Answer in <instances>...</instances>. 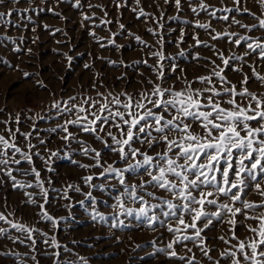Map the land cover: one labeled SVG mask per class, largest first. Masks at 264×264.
Listing matches in <instances>:
<instances>
[{
	"label": "snow or ice",
	"instance_id": "obj_1",
	"mask_svg": "<svg viewBox=\"0 0 264 264\" xmlns=\"http://www.w3.org/2000/svg\"><path fill=\"white\" fill-rule=\"evenodd\" d=\"M61 5L97 47L119 53L127 39L139 58L79 53L91 57L88 87L83 76L71 94L50 87L74 69L78 49L33 17L71 23ZM128 12L151 25L150 41L122 22ZM38 28L66 38L52 80L27 46ZM0 50V260L90 264L57 237L87 203V221L108 225L97 239L120 246L125 229L153 234L151 251L129 240L145 264H264V0H0ZM96 61L128 87L106 83ZM60 159L79 175L56 187ZM11 195L22 199L13 205Z\"/></svg>",
	"mask_w": 264,
	"mask_h": 264
},
{
	"label": "rangeland",
	"instance_id": "obj_2",
	"mask_svg": "<svg viewBox=\"0 0 264 264\" xmlns=\"http://www.w3.org/2000/svg\"><path fill=\"white\" fill-rule=\"evenodd\" d=\"M92 2L96 3L98 0H92ZM108 2L109 0H104L105 4ZM61 7L64 8V11L68 16V20L71 21V23L54 18L51 13L47 12L39 13L33 17L34 21L38 22L40 25L48 24L52 28L63 29L68 33L72 43L75 45L76 49H78L74 62V69L71 72L66 73L64 79L59 83L53 82L50 84V87H55L58 92L63 87L66 88V90L71 94L79 90L81 76H83V87H88L92 76L91 73L85 74L83 71V65L90 62L91 57L88 55L82 56L79 53L94 52L96 55H102L111 59H119L121 56L126 57L128 60L139 58L140 53L136 50L135 44L127 39L118 41L121 44L129 45V47L122 49L119 53L106 49H100L91 40V37L87 35L86 30L78 26L79 16L76 11L72 10L68 6L61 5ZM113 12L114 9H109L110 17L112 16ZM97 15L101 14L97 12ZM20 22L24 23L23 21ZM122 22L125 23L126 26H130L131 31L136 32L146 40H151V37L145 32V28L151 25L140 24L139 22L134 21L130 12L125 14ZM115 30L116 29L113 28V31ZM37 33H40V40L37 42V45H31L30 42H28L27 46L33 47L36 50L37 55L35 58V63L37 68H39L44 74L45 79L52 80L53 73L57 70L56 66L60 63L59 59L57 58L56 49L60 48L61 46L58 45L56 41H64L66 38L59 33H57L56 36L41 33L39 28L37 29ZM20 34L21 33L16 32L15 30L11 31V35L14 37L19 36ZM24 34L29 35L28 32H25ZM97 35L105 36L107 35V32H101L99 29H97ZM203 38L207 39V37ZM64 50L67 51V49ZM204 54L208 55L209 53ZM0 55H5V53L0 50ZM19 56L22 59L27 58L23 53H20ZM41 62L43 63L41 64ZM181 62L185 64L190 63V61ZM94 71H102L103 74L107 76L106 83L112 85L113 87L118 86V88L121 89L128 87L127 84H120L114 81V77L119 75V72L112 71L110 66L104 64L101 61H96V67ZM190 72L192 74H198V70L195 68L190 69ZM10 75L14 74L10 73ZM132 83H135L134 79L132 80ZM39 103L40 101L33 100L31 103H29L28 107H36ZM9 106L16 107L17 105H15L14 101H9ZM18 106L24 107L25 105L20 104ZM56 143L57 141L53 140L52 146L54 147ZM36 163L39 167L40 162L36 161ZM54 167L59 172V176L54 177L55 180L58 181L56 187H60V185L63 184L65 180L72 182L79 175V173L73 170L75 166L71 165L65 159L56 161ZM254 198V196L249 197V199ZM21 199L22 197L18 195H11L9 197V200L13 205H17ZM75 199L81 200L83 197L80 195H75ZM98 207L101 211L105 210V206L102 203H99ZM87 208L88 204L86 203L84 208H81L77 205V207L73 209L76 219L69 222L71 227L61 231L60 233H57V237L62 243L68 244L69 247L74 251L79 252L80 255L89 258L90 264H145V262L140 260L139 257H146V252L141 250H137L135 252L132 251V249L129 247V240L135 243L143 244L148 251H151V246L147 242L153 238L152 233L148 232L143 227L125 229L121 235V239L124 241V243L120 246H117L111 242H107L103 238L97 239V237H107L109 235L108 225L101 223L96 227H93L91 222L87 221L86 219L88 216V212L86 211ZM53 210H55L59 215L65 214L63 210H60L55 204L53 205ZM26 215L31 216V211L29 210ZM131 223L135 224L137 222L132 221ZM218 231H223V229H218ZM74 240L77 241V243L73 244L72 241ZM121 249L124 250L121 251ZM21 251H23V249H21ZM72 258L74 259V257ZM0 264H10V261L0 260ZM42 264H50V262L45 260L42 262ZM156 264H159V262H156Z\"/></svg>",
	"mask_w": 264,
	"mask_h": 264
}]
</instances>
